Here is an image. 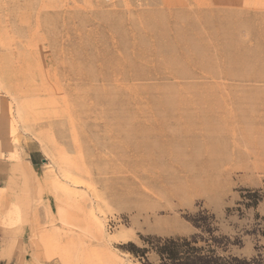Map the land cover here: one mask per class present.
<instances>
[{
	"label": "rangeland",
	"instance_id": "obj_1",
	"mask_svg": "<svg viewBox=\"0 0 264 264\" xmlns=\"http://www.w3.org/2000/svg\"><path fill=\"white\" fill-rule=\"evenodd\" d=\"M261 202L264 0H0V264H158L199 211L264 264Z\"/></svg>",
	"mask_w": 264,
	"mask_h": 264
},
{
	"label": "trees",
	"instance_id": "obj_2",
	"mask_svg": "<svg viewBox=\"0 0 264 264\" xmlns=\"http://www.w3.org/2000/svg\"><path fill=\"white\" fill-rule=\"evenodd\" d=\"M189 221L197 232L188 237H148L149 249L157 256L158 264H250L246 258L231 253L230 246H241V241L219 233L213 225V214L199 211ZM127 245L131 246L132 253L140 252L141 258L149 264L145 249H139L132 243Z\"/></svg>",
	"mask_w": 264,
	"mask_h": 264
},
{
	"label": "crops",
	"instance_id": "obj_3",
	"mask_svg": "<svg viewBox=\"0 0 264 264\" xmlns=\"http://www.w3.org/2000/svg\"><path fill=\"white\" fill-rule=\"evenodd\" d=\"M257 211H259L260 214H262L264 216V202H261L257 205ZM251 212H253V211H251ZM247 251H248L247 253H241L240 256H245V257L249 258V257L255 255V253H256L253 245H251L250 243L247 246Z\"/></svg>",
	"mask_w": 264,
	"mask_h": 264
},
{
	"label": "built area",
	"instance_id": "obj_4",
	"mask_svg": "<svg viewBox=\"0 0 264 264\" xmlns=\"http://www.w3.org/2000/svg\"><path fill=\"white\" fill-rule=\"evenodd\" d=\"M112 225H113V223H112ZM110 227V226H109Z\"/></svg>",
	"mask_w": 264,
	"mask_h": 264
},
{
	"label": "bare ground",
	"instance_id": "obj_5",
	"mask_svg": "<svg viewBox=\"0 0 264 264\" xmlns=\"http://www.w3.org/2000/svg\"><path fill=\"white\" fill-rule=\"evenodd\" d=\"M123 237H125V236H123Z\"/></svg>",
	"mask_w": 264,
	"mask_h": 264
}]
</instances>
